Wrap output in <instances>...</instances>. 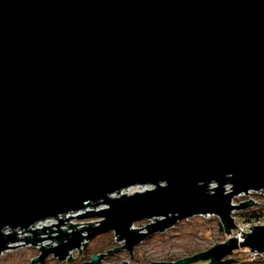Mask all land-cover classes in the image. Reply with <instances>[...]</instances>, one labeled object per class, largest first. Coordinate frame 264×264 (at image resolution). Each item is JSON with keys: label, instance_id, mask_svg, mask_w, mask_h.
<instances>
[{"label": "water", "instance_id": "obj_1", "mask_svg": "<svg viewBox=\"0 0 264 264\" xmlns=\"http://www.w3.org/2000/svg\"><path fill=\"white\" fill-rule=\"evenodd\" d=\"M134 185L155 188L121 195ZM261 190L264 0H0V256L17 240L51 238L58 245H41L32 263L72 261L104 232L125 241L106 254L132 253L204 214L230 234L234 210L258 204L233 199ZM99 203L109 207L76 216L104 217L95 227L58 218ZM53 217L56 230L4 232ZM153 217L148 232L133 227ZM250 228L243 242L148 264L264 253V224Z\"/></svg>", "mask_w": 264, "mask_h": 264}, {"label": "rangeland", "instance_id": "obj_2", "mask_svg": "<svg viewBox=\"0 0 264 264\" xmlns=\"http://www.w3.org/2000/svg\"><path fill=\"white\" fill-rule=\"evenodd\" d=\"M217 187L216 183H211L210 188L215 189ZM226 190L231 191V185H226ZM155 188L154 185H134L130 187L127 192H142L147 189ZM253 200L255 203L251 207L243 210H234L232 213L234 220L238 226L231 231L230 234H227L223 228L221 219L217 215L213 214H204L191 217L189 219L181 220L177 222L174 227H171L165 231H159L154 234L149 235L143 242L136 245L132 253L127 249H121L117 252L108 253L109 250L121 247L125 242H119L116 240V236L113 232H104L97 235L93 239H85V243L88 242L87 248L82 250L81 255L77 249L72 250V261H60L58 258L49 256L43 263L36 264H82L84 262L90 261L92 257L96 254H105L104 262L107 264H118L127 262L125 264H148L152 262H162V261H174L177 262L181 258L191 257L196 253L206 251L212 248L218 243H225L232 237L238 238V230L244 229L247 233L249 232L248 223L245 220L252 211H259L261 213V221L257 225L264 224V194H259V192H251L248 194H240L236 196L232 203L234 205H239L243 202ZM108 208L106 204H97L94 206H89L84 210H80L75 213L65 214L59 217V219L66 220L68 217H73L68 220L71 224H79L77 228L82 226H88V223L93 222L92 227L100 225L104 217H86L78 218L77 215L83 214L86 211H100ZM163 219L162 217H157V219ZM58 218H48L36 223L31 230L43 228V226H51L59 223ZM152 222H156L155 217L150 219H142L135 222L134 228H142ZM66 224L60 225V229H67V231H73L69 228L70 223L64 221ZM82 223V224H81ZM253 225V224H252ZM52 229L56 230L57 226H51ZM13 231L16 232V236L19 238H25L24 235L33 236V232L26 231V229H12L7 228L4 230L5 233L10 234ZM25 231V232H23ZM141 232H148L147 228L140 229ZM23 232V233H22ZM46 232H49V229H46ZM59 232H51V235H58ZM84 235L88 234V231L83 232ZM49 233L40 234V237L48 236ZM27 238V237H26ZM244 238L241 236L240 242H243ZM37 247H32V245L27 244L25 240H20L18 244L21 246L15 249H9L5 251L0 256V264H31L33 259L39 257L42 254L41 245H46L52 243V245L57 244V241L51 238L43 239L39 241ZM14 244V243H13ZM12 244V245H13ZM24 244V245H22ZM17 245V244H16ZM13 245V246H16ZM12 246V247H13ZM74 251V252H73ZM248 248H239L235 252L228 256L226 260L232 259L230 261H224L221 264H264L263 262L253 261L250 257ZM133 254V258L131 256ZM138 259V260H137ZM34 264V263H32ZM194 264H209V261H198Z\"/></svg>", "mask_w": 264, "mask_h": 264}, {"label": "built area", "instance_id": "obj_3", "mask_svg": "<svg viewBox=\"0 0 264 264\" xmlns=\"http://www.w3.org/2000/svg\"><path fill=\"white\" fill-rule=\"evenodd\" d=\"M136 192H138V191H136ZM251 192H253V191H250L249 193H251ZM133 194L134 192H130V193H128L127 192V190H123L122 192H121V195L122 194ZM259 194H264V192H263V190H261V191H259ZM116 196H118V195H116ZM93 204H95V203H93ZM101 204H105V203H101ZM106 206H108L109 207V205L108 204H106ZM88 208V207H87ZM60 216H62V215H60ZM59 216V217H60ZM58 217V218H59ZM54 218H57V217H54ZM248 223V226H255V225H257V223H260V221H257V222H254V223H251V222H247ZM253 224V225H252ZM35 225V224H34ZM34 225H32L29 229H26V231L27 230H31V228L34 226ZM236 227L238 228V226H237V224H236ZM249 227V228H250ZM62 229V228H61ZM71 229H73V228H71ZM236 230H238V235H239V237H238V239L240 240L241 239V236H244V233H247L244 229H236ZM250 230H251V228L249 229V232H250ZM85 231V230H84ZM59 232V231H58ZM68 232H72V231H68ZM244 232V233H243ZM248 232V233H249ZM84 235V234H83ZM115 236H116V234H115ZM244 238V237H243ZM33 239H34V237H27L26 238V240H28V241H33ZM25 240V241H26ZM20 240H17L13 245H20V244H18V242H19ZM22 241V240H21ZM57 241V240H56ZM119 242H123L122 240H120ZM125 242V241H124ZM37 243V242H36ZM38 243H40L39 241H38ZM37 243V244H38ZM83 243H85V241H83L82 242V245H81V247H80V249L81 250H83L84 249V245H83ZM10 245L11 247L13 246V245ZM27 244H30V245H32V247H37V244H33L32 242H27ZM58 245V241H57V244H53L52 246H57ZM17 247H19V246H16L15 248H17ZM15 248H13V249H15ZM86 248H87V246H86ZM85 248V249H86ZM12 249V248H11ZM9 250V249H8ZM78 251H80L79 250V248L77 249ZM42 251V250H41ZM74 252V251H73ZM82 252V251H81ZM72 252H70V254H71ZM249 253H250V257H251V259L253 260V261H256V262H263L264 263V253H258V252H253V251H249ZM72 255V254H71ZM53 257H55L54 255H52ZM55 258H57V257H55ZM68 259V258H67ZM66 261H68V260H66Z\"/></svg>", "mask_w": 264, "mask_h": 264}, {"label": "trees", "instance_id": "obj_4", "mask_svg": "<svg viewBox=\"0 0 264 264\" xmlns=\"http://www.w3.org/2000/svg\"><path fill=\"white\" fill-rule=\"evenodd\" d=\"M248 217L243 220V221H246V222H251V223H254V222H257V221H261V213L259 211H252L250 214L247 215ZM209 264H211L209 262Z\"/></svg>", "mask_w": 264, "mask_h": 264}, {"label": "bare ground", "instance_id": "obj_5", "mask_svg": "<svg viewBox=\"0 0 264 264\" xmlns=\"http://www.w3.org/2000/svg\"><path fill=\"white\" fill-rule=\"evenodd\" d=\"M129 189V188H128ZM128 189H126V190H128Z\"/></svg>", "mask_w": 264, "mask_h": 264}]
</instances>
